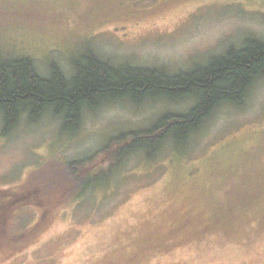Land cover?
<instances>
[{
    "label": "rangeland",
    "instance_id": "rangeland-1",
    "mask_svg": "<svg viewBox=\"0 0 264 264\" xmlns=\"http://www.w3.org/2000/svg\"><path fill=\"white\" fill-rule=\"evenodd\" d=\"M251 39L264 42V0H0V61L30 59L43 77L52 64L72 76L84 53L174 75ZM246 96L187 146L120 162L104 151L113 139L194 102L117 101L74 132L47 113L5 134L0 117V193L45 196L10 218L0 264H264V78ZM69 162L102 181L70 197Z\"/></svg>",
    "mask_w": 264,
    "mask_h": 264
},
{
    "label": "trees",
    "instance_id": "trees-1",
    "mask_svg": "<svg viewBox=\"0 0 264 264\" xmlns=\"http://www.w3.org/2000/svg\"><path fill=\"white\" fill-rule=\"evenodd\" d=\"M72 67L74 74L67 77L52 64L49 75L43 77L30 59L0 61V117L5 134L24 116L35 123L50 113L63 123L66 132H74L83 113L105 104L129 101L140 106L147 101L191 99L194 105L187 113L166 114L146 130L113 139L104 149L113 162L136 153L153 159L168 142L176 148L187 146L216 108L243 105L254 82L264 78V42L248 40L242 49L232 48L206 66L174 75L160 69L115 66L94 53H84ZM66 164L62 176L68 178L62 180L72 188V198L92 191L102 181L97 175L90 176L83 162ZM43 201L45 196L37 190L0 193V238L3 234L15 236L8 229L10 218L25 208L41 206Z\"/></svg>",
    "mask_w": 264,
    "mask_h": 264
}]
</instances>
